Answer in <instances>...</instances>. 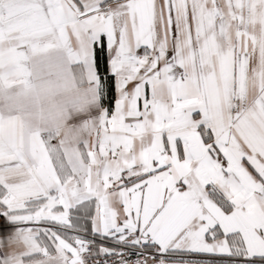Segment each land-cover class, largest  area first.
<instances>
[{
    "label": "snow or ice",
    "instance_id": "6c2138e0",
    "mask_svg": "<svg viewBox=\"0 0 264 264\" xmlns=\"http://www.w3.org/2000/svg\"><path fill=\"white\" fill-rule=\"evenodd\" d=\"M0 264H264V0H0Z\"/></svg>",
    "mask_w": 264,
    "mask_h": 264
}]
</instances>
